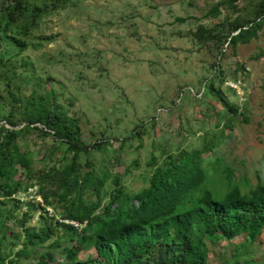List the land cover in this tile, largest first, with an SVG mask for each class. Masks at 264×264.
Returning a JSON list of instances; mask_svg holds the SVG:
<instances>
[{"label": "rangeland", "instance_id": "374dc122", "mask_svg": "<svg viewBox=\"0 0 264 264\" xmlns=\"http://www.w3.org/2000/svg\"><path fill=\"white\" fill-rule=\"evenodd\" d=\"M24 1L42 8L26 34L2 27L10 0H0V127L18 131L15 144L33 171L61 169L71 156L42 125L24 120L29 99L41 96L76 120L85 146L95 145L78 154L76 174L93 178L80 198L98 204L95 214L111 204L112 191L118 196L110 209L135 206L131 197L147 187L155 168L181 152H199L204 171L192 202L199 188L220 199L232 186L246 194L264 183V0ZM29 19L18 15L15 24ZM234 27L245 34L232 43ZM160 108L167 110L156 114ZM12 182L17 191L9 198L0 194V264H38L47 252L53 257L45 264H102L88 236L79 243L80 234L59 228L41 244L24 245V213L29 229L42 225L40 215L51 226L77 223L62 220L61 202L43 205L20 168ZM200 236L205 264H264V229L253 240L207 237L194 229V240ZM65 249L74 250L71 259ZM161 253L151 252L142 264L172 257Z\"/></svg>", "mask_w": 264, "mask_h": 264}, {"label": "trees", "instance_id": "16d2710c", "mask_svg": "<svg viewBox=\"0 0 264 264\" xmlns=\"http://www.w3.org/2000/svg\"><path fill=\"white\" fill-rule=\"evenodd\" d=\"M53 4L55 7H64V4L58 6V2ZM39 11L42 8L35 4L30 5L24 0H10L2 10V27L10 31L9 27L14 25L19 33L26 34L28 27L35 25L32 19ZM24 14L30 17L29 21L16 25V16ZM184 20L177 19L179 22ZM259 21L257 19L254 22L255 26H258ZM199 31L208 33L201 29ZM233 31L236 34L229 39L232 43L245 34V30L240 27H234ZM42 39L48 41V38ZM12 40L19 51L25 50L26 44L22 40ZM219 104L235 113V108L226 102L219 100ZM28 106L31 108L25 109L26 123L42 125L44 135L51 134L56 141L64 142L65 151L71 155L70 161L61 169L33 171L30 159L15 144L18 131L7 130L1 126L0 194L9 198L17 191L18 185L12 181L16 169L20 168L24 171V179L33 181L43 205L50 206L53 200L61 202L64 207L62 220L83 224V228L77 232L74 227L62 222H55L51 226L41 215L39 219L43 222L39 228H25L24 223L28 216L24 213L19 220V228L24 234V245L41 244L59 228L72 235L80 234L79 243H83L88 236L96 258L102 264H142L144 258L153 251H158L162 257L163 250L170 251L172 257L162 258L159 264H205L206 249L202 236L194 240V229L207 237L232 239L244 234L249 240L259 236L264 229V183L258 182L246 194H241L236 186H232L220 199H213L207 190L199 188L201 194L192 202L194 193L204 182L199 152H181L175 157H167L166 163L155 168L149 176L147 187L131 197L136 202L135 206L129 202V206L124 209H110L118 196L112 191V201L109 202L111 204L105 206L100 214H95L98 204L84 203L80 198V192L85 185L94 183L93 178L89 172H83L80 177L76 176L79 172L78 154L94 148L95 145L85 146L81 142L76 120L62 113L59 106L53 104L52 98L37 96L29 99ZM226 179L229 180L230 177L227 175ZM97 184L99 186L100 182ZM190 203L192 205L181 210ZM88 232L91 234L85 236ZM64 251L67 259L73 257L74 250ZM52 257L53 254L47 252L38 264H45L44 259L50 262Z\"/></svg>", "mask_w": 264, "mask_h": 264}, {"label": "built area", "instance_id": "2783aa9c", "mask_svg": "<svg viewBox=\"0 0 264 264\" xmlns=\"http://www.w3.org/2000/svg\"><path fill=\"white\" fill-rule=\"evenodd\" d=\"M238 2V0H236V2L235 3H237ZM237 87H238V84L236 85V84H230L229 86H228V88L229 89H232V90H235V89H237ZM194 96H195V94H194ZM179 100V99H178ZM174 105H175V103H174ZM167 110V108H160V109H158L157 111H156V114H160V113H162V112H164V111H166ZM73 226H74V228L76 229V230H80L81 229V225H77V224H72Z\"/></svg>", "mask_w": 264, "mask_h": 264}]
</instances>
